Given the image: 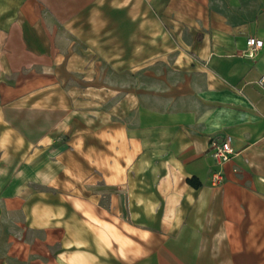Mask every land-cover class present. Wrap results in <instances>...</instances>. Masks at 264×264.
Wrapping results in <instances>:
<instances>
[{
    "label": "crops",
    "instance_id": "crops-1",
    "mask_svg": "<svg viewBox=\"0 0 264 264\" xmlns=\"http://www.w3.org/2000/svg\"><path fill=\"white\" fill-rule=\"evenodd\" d=\"M261 77L264 0H0V264H264Z\"/></svg>",
    "mask_w": 264,
    "mask_h": 264
},
{
    "label": "built area",
    "instance_id": "built-area-1",
    "mask_svg": "<svg viewBox=\"0 0 264 264\" xmlns=\"http://www.w3.org/2000/svg\"><path fill=\"white\" fill-rule=\"evenodd\" d=\"M262 46L263 41L261 39L248 36L244 54L248 57H254ZM258 83L264 88V77H261ZM210 153L215 163L211 181L217 184L222 183L224 181L223 167L236 155L231 144V137L225 136L220 140H213L210 144Z\"/></svg>",
    "mask_w": 264,
    "mask_h": 264
},
{
    "label": "trees",
    "instance_id": "trees-1",
    "mask_svg": "<svg viewBox=\"0 0 264 264\" xmlns=\"http://www.w3.org/2000/svg\"><path fill=\"white\" fill-rule=\"evenodd\" d=\"M189 182H191V183H194V180H193V179H191V180H189Z\"/></svg>",
    "mask_w": 264,
    "mask_h": 264
}]
</instances>
